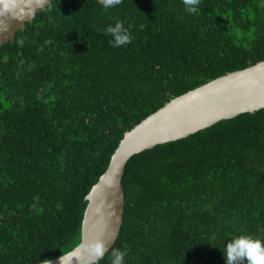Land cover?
<instances>
[{
	"label": "trees",
	"instance_id": "16d2710c",
	"mask_svg": "<svg viewBox=\"0 0 264 264\" xmlns=\"http://www.w3.org/2000/svg\"><path fill=\"white\" fill-rule=\"evenodd\" d=\"M123 21L132 42L104 33ZM143 26V27H141ZM264 60V0H50L0 48V264L74 249L88 193L126 131L183 93ZM124 264H226L264 241V109L133 156ZM246 264V261L244 262Z\"/></svg>",
	"mask_w": 264,
	"mask_h": 264
},
{
	"label": "water",
	"instance_id": "95a60500",
	"mask_svg": "<svg viewBox=\"0 0 264 264\" xmlns=\"http://www.w3.org/2000/svg\"><path fill=\"white\" fill-rule=\"evenodd\" d=\"M34 18L26 22L10 20L8 30L0 32V48L4 43L14 41L16 33L25 30L26 23H33ZM261 109H264V60L172 97L125 132L107 170L86 197L88 205L81 239L108 241L105 255L114 246L124 222L123 177L133 156L159 144L188 137L222 120ZM61 256L49 259L50 264H59ZM72 264H78V261L73 258Z\"/></svg>",
	"mask_w": 264,
	"mask_h": 264
},
{
	"label": "clouds",
	"instance_id": "9594fccd",
	"mask_svg": "<svg viewBox=\"0 0 264 264\" xmlns=\"http://www.w3.org/2000/svg\"><path fill=\"white\" fill-rule=\"evenodd\" d=\"M105 9L115 7L122 3V0H99ZM200 0H183L185 10L196 13ZM50 8V0H0V32L9 28L10 20L27 21L33 19L39 11ZM143 27V26H141ZM104 33L112 37L110 44L113 47H122L132 42V35L128 28H125L123 21H117L114 26H108ZM108 241L96 240L80 242L69 253H63L59 258V264H72L73 258L78 264H99L104 257ZM226 264H264V241L253 238L250 235H240L229 240L223 249ZM111 264H124V257L127 251L112 249ZM70 258V259H69ZM42 264H50L44 259Z\"/></svg>",
	"mask_w": 264,
	"mask_h": 264
}]
</instances>
